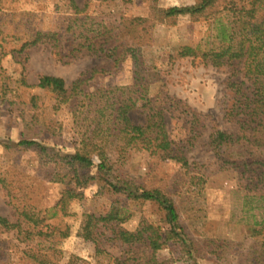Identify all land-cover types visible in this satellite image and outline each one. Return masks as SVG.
<instances>
[{
  "label": "rangeland",
  "instance_id": "obj_1",
  "mask_svg": "<svg viewBox=\"0 0 264 264\" xmlns=\"http://www.w3.org/2000/svg\"><path fill=\"white\" fill-rule=\"evenodd\" d=\"M72 1L84 9L80 16L88 17L85 22L91 28L111 29L121 18H147L153 6L150 0ZM197 1L155 0V5L167 9ZM228 2L218 0L199 18L179 16L164 25L157 23L143 40L142 59L156 74L148 96L152 107L162 110L172 142L170 156L185 158L187 166L159 153L129 151L118 164L113 182L133 181L144 190H160L174 201L189 253L179 243L167 241L154 254L157 264H264V180L257 179V170L243 172L223 164L209 146L214 131L240 135L237 119L230 121L226 115L233 96L229 81L250 85L242 76L243 63L237 65L231 80L227 67H214L203 55L218 46L214 20H230L220 12ZM258 2L262 16L264 0ZM73 17L71 0H0V217L14 222L22 211L34 214L43 220L38 228L45 233L27 243L16 231L0 230V264H36L28 258L30 253L46 257L51 264H146L151 251L114 240L110 225H98L96 243L82 238L85 217L104 216L112 202L125 208L127 218L117 228L134 232L144 222L160 228L162 234L168 230L154 204L109 193L97 181L80 185L72 181L69 187L68 176L65 183L55 181L53 173L83 174L71 166L70 159L77 146V127L68 109L54 110V95L35 87L38 78L57 76L68 88L80 74L94 70L81 85L86 93L125 87L133 78L130 59L113 67L109 60L80 54L61 59L40 42L24 46L38 32L64 35L65 41L71 36V31H65ZM182 46H198L199 51L182 58L178 55ZM23 81L30 87L23 86ZM117 98L118 94L110 95L107 101ZM129 116L133 124L141 125L145 113L136 108ZM42 125L51 129L50 136L41 135ZM23 131L28 132L24 137ZM34 132L39 134L35 141L52 149L48 155L16 145L26 136L35 137ZM249 150L243 159L264 161V147ZM93 161L97 162L95 157ZM94 172L85 173L93 176Z\"/></svg>",
  "mask_w": 264,
  "mask_h": 264
},
{
  "label": "trees",
  "instance_id": "obj_2",
  "mask_svg": "<svg viewBox=\"0 0 264 264\" xmlns=\"http://www.w3.org/2000/svg\"><path fill=\"white\" fill-rule=\"evenodd\" d=\"M150 1L153 6L150 7L147 18L133 20L121 18L117 26L109 29L100 25L97 28L88 26L85 22L88 17L80 16L84 9L77 8L71 0L74 17L68 20L65 31V33L71 31V36L68 35L63 41L64 35L38 32L34 40L24 46L36 45L40 42L49 45L51 52L61 59L73 58L80 54L109 60L113 67H117L126 59L133 62L132 83L125 87L86 93L81 89V85L92 77L94 70L80 74L68 88L62 78L52 75L40 76L35 87L54 95L57 102L54 110L68 109L77 127V146L70 159L71 166L76 167L83 174L79 176L76 171L73 175L53 173V176L57 177L55 181L65 183L64 179L68 176L70 182L66 187H69L72 181H75L76 185L97 181L109 193L123 195L133 202L156 205L163 213L164 222L168 226L164 234L160 232V228L144 222L134 232L119 229L116 225L127 220L123 216L125 208L112 202L104 216L85 217L80 229L82 238L96 243L95 230L98 225H110L114 240L129 247L137 245L148 248L151 256L146 264L151 261L157 264L154 254L167 241L179 243L181 248L189 253L186 241L180 232L179 216L174 201L160 190H144L133 181L113 182V175L118 172V164L125 159L129 151H145L150 155L159 153L167 159H177L183 166H187L185 158L170 156L173 153L172 142L163 122L162 110L152 107L148 96V89L155 83L156 74L147 69L142 59L146 45L143 40L148 35V30L157 23L164 25L179 16L202 17L218 0H199L190 6L167 9L158 8L155 0ZM249 1L229 0L221 9L220 12L229 15L230 20L226 22L221 18L214 20L217 24L215 38L218 46L206 49L203 54L214 67H227L231 72V80L235 77L234 71L237 65L243 63L242 76L250 83L249 86L238 80L228 83L233 96L226 115L230 121L237 119L240 135L214 131L209 137V146L214 151L215 157L223 164L242 168L243 172L253 173L257 170L259 172L257 179L260 177L264 180V171H262L264 161L248 162L243 159L249 149L264 147V14L259 15V6L255 5L259 3L258 0ZM198 51V46L195 48L182 46L178 55L182 58L194 57ZM22 85L30 87L25 81ZM115 94H118L117 99L112 102L107 101L110 95ZM32 107H35V104ZM136 108L142 109L145 113L141 125L133 124L129 116L130 111ZM28 128L34 130L32 127ZM24 134L28 132L23 131L21 135L24 137ZM34 135L35 137L26 136L20 139L16 145L42 155L52 152L51 148L35 141V138L39 137L38 133ZM41 135L50 136L51 129L42 125ZM235 151L241 160L236 159L238 156L234 155ZM93 157L96 158V163ZM92 169L95 171L94 175H86L85 172ZM117 178L119 179V176ZM0 182L2 183V180ZM34 216L22 211L14 222L0 217V230L16 231L22 241L32 242L36 237L45 236V233L38 228L43 220ZM51 233L53 234L52 231ZM28 258L36 264H51L46 257L35 253L28 254Z\"/></svg>",
  "mask_w": 264,
  "mask_h": 264
}]
</instances>
